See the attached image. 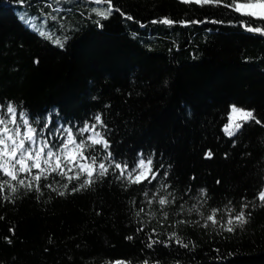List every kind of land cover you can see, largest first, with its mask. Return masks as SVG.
<instances>
[{
	"label": "trees",
	"instance_id": "obj_1",
	"mask_svg": "<svg viewBox=\"0 0 264 264\" xmlns=\"http://www.w3.org/2000/svg\"><path fill=\"white\" fill-rule=\"evenodd\" d=\"M229 3L112 0L102 19L90 9L105 5L93 0H0V103L18 105L38 130L47 123L43 137L53 144L57 128L77 132L101 114L115 160L131 168L151 157L160 173L151 184L128 186L110 170L78 192L71 189L79 181L64 189L67 180L56 174L40 192L5 189L0 264H264V204L255 199L264 176V34L241 24L264 27V20ZM164 17L177 23H153ZM31 20L67 37L64 46L30 29ZM232 105L260 123L226 136ZM97 154L106 155L99 147ZM157 194L175 202L149 204ZM244 203L243 227L205 226L212 209L223 221L226 207ZM149 237L157 241L151 248Z\"/></svg>",
	"mask_w": 264,
	"mask_h": 264
},
{
	"label": "snow or ice",
	"instance_id": "obj_2",
	"mask_svg": "<svg viewBox=\"0 0 264 264\" xmlns=\"http://www.w3.org/2000/svg\"><path fill=\"white\" fill-rule=\"evenodd\" d=\"M19 2L22 4L24 0H19ZM60 2L61 0H55L57 4ZM93 2L96 5H105L103 8L93 7L90 9L98 17L107 19L112 14L114 8L112 0H93ZM182 2L219 5L223 3V0H182ZM226 6L244 16L264 20V0H243V2L241 0H231V3ZM56 11H59V9H56ZM46 16L52 20L57 19L51 13H47ZM127 19H132V17L128 16ZM96 23L99 24L100 21L97 20ZM153 23L170 26L177 23V21L164 17L161 20L153 21ZM179 23H196V21H179ZM241 24L247 27L248 31L264 34V27H251L244 21H241ZM33 26L39 30V25L33 22ZM39 35L51 40L61 48L67 39L65 37L62 40L55 37L54 34L42 30H39ZM93 120L94 122L91 124L86 121L77 132H73L72 127L64 128L61 126L57 128L55 131L60 134L61 138L58 144H53L50 138L43 137L44 128L48 127L47 123L38 130L34 123L38 124L39 121L30 120L26 111L18 110V105L13 102L0 103V176L7 177V179H0V194H3L5 189L16 193L20 187L29 191L40 192L41 181L47 180L52 174L59 175L67 180V183L62 185L64 189H68V185L73 181H79L78 187L71 189L73 192L91 187L98 178L109 175L110 170H113V174L118 173L116 178L128 186L140 185L144 182L151 184L152 181L158 178L160 173L158 170H154L151 157L140 158L131 168H129L127 162L116 161L112 153L108 151L110 144L105 131L101 130L107 128L102 115L96 114ZM250 121L260 123L253 111L232 105L227 115V122L223 126V132L228 137H234L244 124ZM86 133L88 135L85 137ZM77 136L80 139H77ZM98 147L106 155L99 156L97 154ZM207 156L210 158L212 153L208 152ZM260 184L261 187L255 194V199L264 204V176H262ZM46 186L52 187L51 184ZM160 187L161 190H166L169 186L164 183ZM58 194L63 196L65 192L60 191ZM205 194L206 190L201 189L200 195ZM144 195L147 197L149 193L145 192ZM3 198L10 199L7 195H4ZM153 201L157 202L161 209L175 202L174 199L170 200L168 195L159 194L153 196L148 202L151 204ZM248 207L247 203H244L239 211L226 207L227 217L223 221L217 219L221 210L212 209L210 214L205 217V226L209 223L213 226L220 225L224 230L233 232L237 227H243L248 222L250 214L246 215L244 211ZM193 210L189 209V211ZM141 212H143L142 208L136 215L139 216ZM167 215L168 213L165 212L164 216L167 217ZM172 236L175 237L176 234L173 233ZM128 239H131V237H128ZM149 239L151 241V237ZM156 242L151 241L148 247L151 248L152 244ZM177 243H180V241L177 240ZM187 246L184 245V247ZM115 264H127V262L116 261ZM144 264H148V261H145Z\"/></svg>",
	"mask_w": 264,
	"mask_h": 264
},
{
	"label": "rangeland",
	"instance_id": "obj_3",
	"mask_svg": "<svg viewBox=\"0 0 264 264\" xmlns=\"http://www.w3.org/2000/svg\"><path fill=\"white\" fill-rule=\"evenodd\" d=\"M17 15H18V17H19L21 20H23L22 17H21V14H20L19 12H17ZM33 22L36 24V22H35L34 20H31L29 23H27V25L30 27V29H33V30H36V31H37L38 29H37L36 27L33 26ZM226 122H227V121H226ZM226 122H225V123H226ZM225 123H224V124H225ZM224 124H223V126H224ZM223 126H222V131H223Z\"/></svg>",
	"mask_w": 264,
	"mask_h": 264
}]
</instances>
